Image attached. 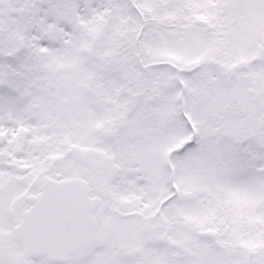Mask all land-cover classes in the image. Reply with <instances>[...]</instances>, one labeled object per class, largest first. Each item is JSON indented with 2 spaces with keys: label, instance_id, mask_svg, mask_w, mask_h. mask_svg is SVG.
I'll list each match as a JSON object with an SVG mask.
<instances>
[{
  "label": "snow or ice",
  "instance_id": "1",
  "mask_svg": "<svg viewBox=\"0 0 264 264\" xmlns=\"http://www.w3.org/2000/svg\"><path fill=\"white\" fill-rule=\"evenodd\" d=\"M0 264H264V0H0Z\"/></svg>",
  "mask_w": 264,
  "mask_h": 264
}]
</instances>
